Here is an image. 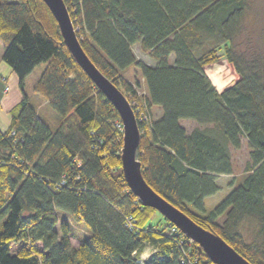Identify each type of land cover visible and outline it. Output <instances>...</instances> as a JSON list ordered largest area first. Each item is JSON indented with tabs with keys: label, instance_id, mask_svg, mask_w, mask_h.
<instances>
[{
	"label": "trees",
	"instance_id": "trees-1",
	"mask_svg": "<svg viewBox=\"0 0 264 264\" xmlns=\"http://www.w3.org/2000/svg\"><path fill=\"white\" fill-rule=\"evenodd\" d=\"M63 1L85 53L125 96L144 81L152 119L149 127L138 122L145 181L249 262L264 264V48L249 38L242 44L254 0ZM0 41L21 90L46 63L33 90L61 121L49 127L24 93L0 130V264H214L165 217L162 228L150 224L157 211L138 201L122 172L118 111L74 61L47 4L0 0ZM135 43L155 67L137 57ZM221 45L239 77L219 93L204 68L219 62ZM132 67L133 81L125 75ZM184 120L197 126L188 133ZM244 138L242 179L205 211L218 177L233 175L232 150ZM250 218L257 230L246 241L239 227ZM72 221L89 232L77 248ZM148 246L152 253L139 262Z\"/></svg>",
	"mask_w": 264,
	"mask_h": 264
},
{
	"label": "water",
	"instance_id": "water-1",
	"mask_svg": "<svg viewBox=\"0 0 264 264\" xmlns=\"http://www.w3.org/2000/svg\"><path fill=\"white\" fill-rule=\"evenodd\" d=\"M42 1L47 4L57 24H59L63 43L76 64L82 68L94 85L118 111L123 129V144L120 149L122 172L131 192L135 194L138 201L143 206L154 208L169 223L174 224L181 233L185 234L194 244H197L198 249L206 254L214 264H253L218 233L209 228L205 229L193 221L187 213L168 202L162 195L160 196L145 181L138 149L141 142V132L137 117H135L127 96L100 71L85 53L66 3L63 0Z\"/></svg>",
	"mask_w": 264,
	"mask_h": 264
},
{
	"label": "rangeland",
	"instance_id": "rangeland-1",
	"mask_svg": "<svg viewBox=\"0 0 264 264\" xmlns=\"http://www.w3.org/2000/svg\"><path fill=\"white\" fill-rule=\"evenodd\" d=\"M254 4H256V8L249 13V17L247 19L246 25H247V31L242 36V44L245 45V40L247 38L250 39L252 43V47H261L264 48V0H254ZM228 45V44H227ZM3 46L2 42L0 41V60L1 55L3 52ZM195 49L198 50V53H201L203 50L202 48ZM132 50L137 55V57L142 60L143 62L150 63L151 60L141 51V48L138 44H134L132 47ZM218 52L221 54L219 62L209 64L208 67H206L205 72L208 77H210L211 81H213L216 85V88L218 90H221L222 88H219V86H224L223 89L231 86L235 81L238 79V73L233 67V64L228 61L225 54L224 45H221L217 47ZM154 64V63H152ZM46 63L42 62L38 64L35 69L26 76V80L24 82L23 90L26 96L29 97V101L32 102L33 106L35 107L37 111L38 117L46 121L53 130L58 128L61 124L60 119L58 118L55 110L51 108L50 105H47L46 107H42L39 105V95L37 96L33 90L34 85L37 83V80L44 70ZM134 68H129L126 72V78L133 81L134 80ZM141 83L139 84L137 88L144 91L145 85L143 82V79H140ZM1 88V84H0ZM3 93V92H2ZM129 98V97H127ZM38 108V109H37ZM154 110V109H153ZM152 114H156L155 111H152ZM157 115V114H156ZM190 123V122H189ZM194 126L192 122L190 123L189 127ZM242 148L238 150H232V156H233V175H220L219 176V191L215 193V195L205 198L204 203V210L209 211L212 210L218 203H220L226 195L232 190L233 184H235V181H239L242 179V174L245 170L246 162L249 158L248 155V144H246V139L244 138L242 141ZM223 217L219 218V221L222 222ZM150 224L159 225L161 228L166 224L165 218L160 213L154 214V216L150 220ZM58 228V226H56ZM71 228L73 235L69 238L70 239V245L72 248H77L84 239H86L88 235V230L83 227L80 224H75L73 221L71 222ZM254 230H257V223L253 221V219H248L243 222V224L239 227V231H241L242 235L244 236V239L246 241H252L254 239ZM19 244H14L13 248L14 250L17 249V246ZM39 248L41 249L42 245L41 243L38 244ZM152 253V247L148 246L145 248V250L142 252L143 257H147Z\"/></svg>",
	"mask_w": 264,
	"mask_h": 264
},
{
	"label": "crops",
	"instance_id": "crops-1",
	"mask_svg": "<svg viewBox=\"0 0 264 264\" xmlns=\"http://www.w3.org/2000/svg\"><path fill=\"white\" fill-rule=\"evenodd\" d=\"M135 44H138L139 47H140V44L139 43H135ZM2 46H3V43H2ZM3 51H4V49H3ZM143 53L151 60L152 63H154V64L151 63V66H154L155 67V65L157 64V62H155L154 60H152L147 53H145V52H143ZM2 54H3V52H2ZM1 58H2V55H1ZM172 60L173 59H171V61ZM206 67H208V66H206ZM206 67L204 68V71H205ZM5 75L7 76V80H8L7 82L6 81L4 82L2 80V78H1L2 76H5ZM208 78H210V77H208ZM0 84H1V88H0V130L1 131H6L9 128L10 124H11L10 122H11L12 115H11V112L10 111L15 106H17L18 103L21 102V100L24 97V90H21V88H20V80H18V76H17L16 72H14V70L8 64H6L5 62H3V59L0 60ZM6 85L9 86V89L7 90V92L4 91ZM214 85H216V84L214 83ZM223 87H224L223 85L222 86H219V88H222L221 90H218V88H216L217 92L221 93V91L223 90ZM144 91H146V86H145V90ZM28 99H29V97H28ZM38 99H39L38 102H39V105L40 106L46 107L48 105L47 101L44 100V99H42V97H40ZM153 111H155L156 114H157V115L156 114L155 115L152 114L153 119L154 120H158V118L161 117V110L157 107ZM189 122L190 123L192 122V124L194 126H192V127L190 126L189 127V125H190ZM181 125L186 128V130H187L188 133H190V131L194 127L197 126V124L194 121H192V120H190V121H188V120L181 121Z\"/></svg>",
	"mask_w": 264,
	"mask_h": 264
},
{
	"label": "built area",
	"instance_id": "built-area-1",
	"mask_svg": "<svg viewBox=\"0 0 264 264\" xmlns=\"http://www.w3.org/2000/svg\"><path fill=\"white\" fill-rule=\"evenodd\" d=\"M76 31H78V29H76ZM1 78L4 82L8 81L6 75L2 76ZM8 89H9V86L6 85L4 91L7 92ZM128 96H129V98H128L129 103L134 110V114H135V117H137V121L140 122L141 124L145 125L146 127L151 126L152 119L150 117L148 107L146 106V103L144 100L147 96L146 91H142L140 89H137L135 94H130ZM117 125L122 129L121 121H120V123H117ZM11 134H14V133H11ZM133 222H134V219L130 216V218H128L126 225H128L129 227H133V225H132ZM178 232H180L179 229L176 226H174L172 229V233L176 234ZM140 257H141V259H139V262H143V260L148 258V256L147 257L140 256Z\"/></svg>",
	"mask_w": 264,
	"mask_h": 264
}]
</instances>
